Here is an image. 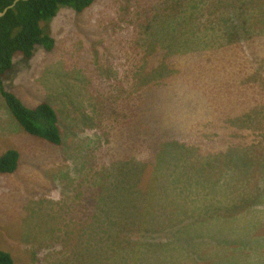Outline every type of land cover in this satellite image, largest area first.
<instances>
[{"label": "rangeland", "instance_id": "374dc122", "mask_svg": "<svg viewBox=\"0 0 264 264\" xmlns=\"http://www.w3.org/2000/svg\"><path fill=\"white\" fill-rule=\"evenodd\" d=\"M202 1L60 5L42 22L54 49L14 56L5 89L50 104L63 140L29 136L0 94V156L20 154L0 175L14 264H264V0ZM183 106L216 117L185 126ZM164 129L167 174L151 154Z\"/></svg>", "mask_w": 264, "mask_h": 264}, {"label": "trees", "instance_id": "16d2710c", "mask_svg": "<svg viewBox=\"0 0 264 264\" xmlns=\"http://www.w3.org/2000/svg\"><path fill=\"white\" fill-rule=\"evenodd\" d=\"M14 1L0 0V12H4ZM95 1L21 0L14 8L9 9L4 16L0 17V94L5 99L13 117L29 136L54 146H60L63 142L60 135L61 131L58 127V115L55 109L46 102L38 105L36 108H28L16 95L5 89L2 79L6 73L13 69V60L16 54L19 53L24 58L30 59L34 55L36 46H42L47 51L54 49L55 40L44 32L42 22L53 19L57 15L60 5L70 6L78 12H82ZM204 3L202 0H193V7L201 8ZM116 4H119L117 0ZM199 17L202 31L212 30V27L204 22L203 11ZM137 44L131 49V52L135 53ZM168 67V64L164 60H158L157 69L166 71ZM183 108L186 113V118L183 120L185 126L196 118L216 117V106H183ZM171 114L173 117H176L174 112H171ZM177 123L178 121L175 122V124ZM173 129L175 130L176 128ZM166 131L167 129H164L154 135L155 152H151L156 157L165 174L169 172L172 166L169 148L166 143L171 141L178 142V137L169 135ZM145 149L144 144L140 152H144ZM19 162L20 154L18 151H6L0 156V175L15 173L19 168ZM240 165L241 163H236L235 165L233 162V173L236 181L242 184L258 181L251 179L249 170L244 165L243 167ZM0 264H14L12 255L9 252L0 250Z\"/></svg>", "mask_w": 264, "mask_h": 264}, {"label": "clouds", "instance_id": "9594fccd", "mask_svg": "<svg viewBox=\"0 0 264 264\" xmlns=\"http://www.w3.org/2000/svg\"><path fill=\"white\" fill-rule=\"evenodd\" d=\"M11 5H12V4H11ZM86 9H87V8H86ZM123 9H124V8L122 7V10H121V11H123ZM84 10H85V9H84ZM84 10H83V11H84ZM77 12H78V11H77ZM46 34H47V33H46ZM48 35H49V34H48ZM51 37H52V36H51ZM52 38H53V37H52ZM53 39H54V38H53ZM54 40H55V39H54ZM55 43H56V41H55ZM36 47H37V46H36ZM46 51H47V50H46ZM80 53H81V52H77V53H75V54H80ZM93 62H94V64L96 63V59H95V58H94V61H93ZM82 93H83V94H82ZM82 93H81V95H82L83 100H85L86 102H89V103H90L91 101L88 99L87 94H86L84 91H82ZM77 105L79 106L78 102H77ZM58 121H59V116H58ZM230 133H231V132L228 131V132L226 133V135H229V136H230ZM60 135H61V134H60Z\"/></svg>", "mask_w": 264, "mask_h": 264}, {"label": "water", "instance_id": "95a60500", "mask_svg": "<svg viewBox=\"0 0 264 264\" xmlns=\"http://www.w3.org/2000/svg\"><path fill=\"white\" fill-rule=\"evenodd\" d=\"M19 1H21V0H15V1L13 2L12 5H10L9 7H7V8L4 10V12H0V17L4 16V14H5L9 9L14 8L15 5H16Z\"/></svg>", "mask_w": 264, "mask_h": 264}]
</instances>
